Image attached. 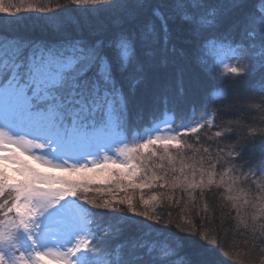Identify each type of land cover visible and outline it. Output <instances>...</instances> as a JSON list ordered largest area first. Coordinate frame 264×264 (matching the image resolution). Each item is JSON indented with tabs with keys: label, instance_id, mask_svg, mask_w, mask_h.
<instances>
[{
	"label": "snow or ice",
	"instance_id": "snow-or-ice-1",
	"mask_svg": "<svg viewBox=\"0 0 264 264\" xmlns=\"http://www.w3.org/2000/svg\"><path fill=\"white\" fill-rule=\"evenodd\" d=\"M68 4L109 15L52 16ZM135 190L190 214L182 235L231 264H264V0H0V264H211L179 238L97 228L83 207L153 220L121 198Z\"/></svg>",
	"mask_w": 264,
	"mask_h": 264
},
{
	"label": "trees",
	"instance_id": "trees-1",
	"mask_svg": "<svg viewBox=\"0 0 264 264\" xmlns=\"http://www.w3.org/2000/svg\"><path fill=\"white\" fill-rule=\"evenodd\" d=\"M3 2L7 5L10 3H15L19 5L21 0H3ZM59 0H23L24 7L27 8L29 5L33 7H44V8H56ZM66 9L58 10L53 13L52 16L58 19H62L68 16H74L81 20L82 23L89 25L91 27H99L108 17L109 12L106 8L102 9H82V7L86 6H77L68 4ZM24 15H31L28 17L30 21L43 24L46 22L49 17L43 16L39 12L33 13H24ZM7 18V17H5ZM211 88V85H208ZM224 88L216 87L212 91V99L216 101H221L224 99ZM147 120L140 121L136 124V127L139 128L142 125L146 126ZM145 129L141 128L139 133L135 130L131 136H126L127 138H132L134 135L141 134ZM245 131H250V129H245ZM138 192H140L138 190ZM137 192V193H138ZM147 194L153 195L156 193H145V198L147 199ZM122 195V194H120ZM97 201H100V196L97 195ZM82 203V202H81ZM134 211H149L155 215H158L160 212L165 213V220L170 221L171 226L169 228H162L160 225L156 223L155 215L153 220L147 221L142 217L132 216L133 213H129L127 210V205H123L122 207L125 209V212H106L103 210L89 209V206L83 205L87 207L86 210L90 211L93 214L95 223L97 228L103 227L105 224L113 225L118 221H123V224L127 226V231L133 235H140L142 233H150L151 236L159 238L161 240L164 239H174L179 238L185 242L184 254L189 256L194 261L197 260H210L211 264H231L230 257L227 254L222 255L216 249L209 250L205 245H203L200 241H198L195 237H189L182 235L181 229L190 230L193 226L192 217L190 214H181L179 209H172L169 215V211L166 208H160L159 205L155 208H145L140 206L139 201L133 202ZM219 223V221H218ZM235 223V221H233ZM221 238H223L224 233L221 232ZM156 264H167V262L157 261Z\"/></svg>",
	"mask_w": 264,
	"mask_h": 264
},
{
	"label": "rangeland",
	"instance_id": "rangeland-1",
	"mask_svg": "<svg viewBox=\"0 0 264 264\" xmlns=\"http://www.w3.org/2000/svg\"><path fill=\"white\" fill-rule=\"evenodd\" d=\"M99 9H102V8H99ZM89 10H92V9H89ZM142 135V134H141ZM139 139H140V135L138 136H134L132 138H127L126 137V140H127V144L129 146H131L132 144L134 143H137L139 142ZM33 151H38V150H33ZM114 151V150H113ZM89 159H92V157H89ZM71 162V161H70ZM29 163L32 165V166H35L37 167L39 170H43V171H48L50 172L51 174H54V175H64L66 176L68 179H71V180H80L82 178H91V179H94V180H101L105 177L106 174H102V173H98V174H93L91 172H88V171H83V172H77V173H64L60 170H57V169H46L44 167V165H38L36 164L35 161H31L29 160ZM111 167H114V166H111ZM140 191V190H139ZM138 190H135L134 192L133 191H129L128 193L126 194H123L121 195V198H123L125 195L127 196H130L132 197L133 199V202H138L139 201V198H140V195H141V192H138ZM147 198L149 197V194L146 195ZM90 199H98L97 198V195H93V196H90ZM101 200V199H99ZM85 209H87V207L83 206ZM93 215V214H92Z\"/></svg>",
	"mask_w": 264,
	"mask_h": 264
}]
</instances>
